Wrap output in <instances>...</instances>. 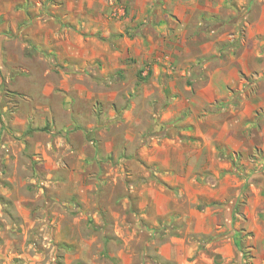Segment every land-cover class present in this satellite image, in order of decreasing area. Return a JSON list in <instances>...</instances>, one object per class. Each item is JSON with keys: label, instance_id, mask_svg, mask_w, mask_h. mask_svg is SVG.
<instances>
[{"label": "rangeland", "instance_id": "obj_1", "mask_svg": "<svg viewBox=\"0 0 264 264\" xmlns=\"http://www.w3.org/2000/svg\"><path fill=\"white\" fill-rule=\"evenodd\" d=\"M0 264H264V0H0Z\"/></svg>", "mask_w": 264, "mask_h": 264}, {"label": "crops", "instance_id": "obj_2", "mask_svg": "<svg viewBox=\"0 0 264 264\" xmlns=\"http://www.w3.org/2000/svg\"><path fill=\"white\" fill-rule=\"evenodd\" d=\"M239 61L241 62V59ZM232 68L233 66L227 69L221 67L214 71H211L209 68L207 73L205 72V78H207V80L202 84L201 90H199L202 99L204 98V104L216 102L218 99L227 96L228 87L231 86L232 83L235 85L237 82L236 72ZM243 69L246 71V66Z\"/></svg>", "mask_w": 264, "mask_h": 264}, {"label": "trees", "instance_id": "obj_3", "mask_svg": "<svg viewBox=\"0 0 264 264\" xmlns=\"http://www.w3.org/2000/svg\"><path fill=\"white\" fill-rule=\"evenodd\" d=\"M201 22H202V26L209 31H216L220 29L222 26V21H219V20L216 21L214 19L210 20V19L203 18Z\"/></svg>", "mask_w": 264, "mask_h": 264}]
</instances>
